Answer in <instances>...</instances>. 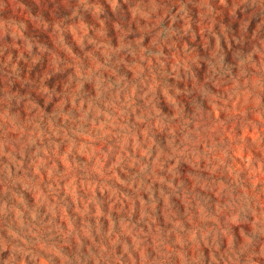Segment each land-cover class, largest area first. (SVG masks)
Masks as SVG:
<instances>
[{
    "label": "rangeland",
    "instance_id": "rangeland-1",
    "mask_svg": "<svg viewBox=\"0 0 264 264\" xmlns=\"http://www.w3.org/2000/svg\"><path fill=\"white\" fill-rule=\"evenodd\" d=\"M33 2L0 0L1 40L25 33ZM237 6L238 49L208 75L149 41L81 118L22 122L0 103V228L31 262L264 264V0L208 9Z\"/></svg>",
    "mask_w": 264,
    "mask_h": 264
},
{
    "label": "flooded vegetation",
    "instance_id": "flooded-vegetation-1",
    "mask_svg": "<svg viewBox=\"0 0 264 264\" xmlns=\"http://www.w3.org/2000/svg\"><path fill=\"white\" fill-rule=\"evenodd\" d=\"M41 1L31 4L27 30L15 34V44L8 34L0 39V69L6 73L0 103L19 110L22 122L58 109L81 118L88 99L108 95L115 75L134 53L145 55L140 49L149 41L159 44L169 68L184 61L203 75L212 72L219 48L238 49V6L219 18L211 16L210 0ZM251 22L260 23L257 13ZM87 61L98 63L95 74L80 69ZM36 81L45 86L39 92L32 87ZM31 252L0 228L4 264H40L31 262Z\"/></svg>",
    "mask_w": 264,
    "mask_h": 264
}]
</instances>
